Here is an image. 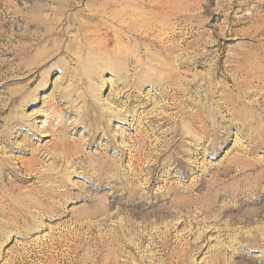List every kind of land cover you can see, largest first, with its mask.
<instances>
[{
  "label": "rangeland",
  "instance_id": "374dc122",
  "mask_svg": "<svg viewBox=\"0 0 264 264\" xmlns=\"http://www.w3.org/2000/svg\"><path fill=\"white\" fill-rule=\"evenodd\" d=\"M0 264H264V0H0Z\"/></svg>",
  "mask_w": 264,
  "mask_h": 264
}]
</instances>
